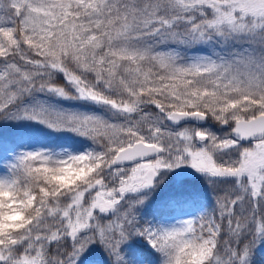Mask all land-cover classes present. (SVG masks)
Returning <instances> with one entry per match:
<instances>
[{
    "label": "snow or ice",
    "instance_id": "1",
    "mask_svg": "<svg viewBox=\"0 0 264 264\" xmlns=\"http://www.w3.org/2000/svg\"><path fill=\"white\" fill-rule=\"evenodd\" d=\"M0 264H264V0H0Z\"/></svg>",
    "mask_w": 264,
    "mask_h": 264
}]
</instances>
